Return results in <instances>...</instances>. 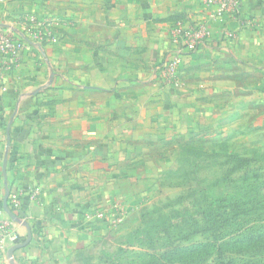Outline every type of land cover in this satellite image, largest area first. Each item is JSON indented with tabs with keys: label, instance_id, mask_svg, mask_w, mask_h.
Instances as JSON below:
<instances>
[{
	"label": "crops",
	"instance_id": "obj_1",
	"mask_svg": "<svg viewBox=\"0 0 264 264\" xmlns=\"http://www.w3.org/2000/svg\"><path fill=\"white\" fill-rule=\"evenodd\" d=\"M29 15L52 38L0 64V218L10 219L4 205L16 218L0 264H73L113 232L105 219L86 224L87 209L120 205L129 218L157 144L213 112L230 72L254 66L264 80V0L219 20L200 0H0L3 29L19 34ZM182 19L208 21L210 38L185 57L176 88L156 66Z\"/></svg>",
	"mask_w": 264,
	"mask_h": 264
},
{
	"label": "rangeland",
	"instance_id": "obj_2",
	"mask_svg": "<svg viewBox=\"0 0 264 264\" xmlns=\"http://www.w3.org/2000/svg\"><path fill=\"white\" fill-rule=\"evenodd\" d=\"M218 92L157 144L134 214L73 264H264V80L241 67Z\"/></svg>",
	"mask_w": 264,
	"mask_h": 264
},
{
	"label": "built area",
	"instance_id": "obj_3",
	"mask_svg": "<svg viewBox=\"0 0 264 264\" xmlns=\"http://www.w3.org/2000/svg\"><path fill=\"white\" fill-rule=\"evenodd\" d=\"M203 8L208 9V17L219 20L225 14L235 15L238 13L242 0H200ZM211 9V10H210ZM210 10V11H209ZM21 32L11 33L0 27V64H16L18 53L24 49L28 42L44 44L52 38L48 23L37 22L33 16L20 19ZM169 47L166 57L156 66L158 77L164 85L181 88L184 81L180 71L185 57L194 52L198 46L210 38L208 21L191 22L189 20H178L170 28ZM10 206H19L17 194L10 196ZM125 213L120 205H111L109 210L95 212L87 209L84 214V222L91 224L97 220H107L110 228L121 225ZM5 241L15 243L16 235L12 229L10 219L0 218V254L5 252Z\"/></svg>",
	"mask_w": 264,
	"mask_h": 264
},
{
	"label": "water",
	"instance_id": "obj_4",
	"mask_svg": "<svg viewBox=\"0 0 264 264\" xmlns=\"http://www.w3.org/2000/svg\"><path fill=\"white\" fill-rule=\"evenodd\" d=\"M4 209L7 211V214L9 216V218L12 220V221H15L16 218L14 217L13 213H11V211L8 210V208L6 207V205H4ZM20 245L19 244H15L13 245L12 247H10L7 251V257H11V254L13 252V250H15L16 248H18Z\"/></svg>",
	"mask_w": 264,
	"mask_h": 264
},
{
	"label": "trees",
	"instance_id": "obj_5",
	"mask_svg": "<svg viewBox=\"0 0 264 264\" xmlns=\"http://www.w3.org/2000/svg\"><path fill=\"white\" fill-rule=\"evenodd\" d=\"M12 209V208H11Z\"/></svg>",
	"mask_w": 264,
	"mask_h": 264
}]
</instances>
